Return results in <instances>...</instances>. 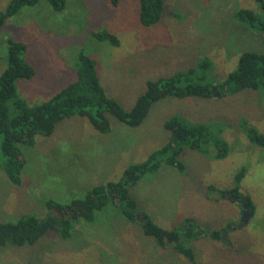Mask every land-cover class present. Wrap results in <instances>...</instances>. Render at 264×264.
Wrapping results in <instances>:
<instances>
[{
	"label": "rangeland",
	"instance_id": "obj_1",
	"mask_svg": "<svg viewBox=\"0 0 264 264\" xmlns=\"http://www.w3.org/2000/svg\"><path fill=\"white\" fill-rule=\"evenodd\" d=\"M9 1L0 0V13ZM239 9L260 12L255 0H164L161 21L142 27L139 0H120L116 7L108 0H66L61 12L41 0L22 8L0 31V75L7 65L8 40L25 44L23 59L35 76L17 80L16 94L29 106L39 105L76 79L82 51L96 62L106 95L129 111L147 81L209 61L207 78L216 84L235 70L242 53L264 55V38L234 18ZM100 31L115 35L119 45L92 36ZM174 117L207 125L227 143L228 154L216 159L212 144L205 152L186 148L179 157L182 173L162 164L144 175L130 189L139 206L137 219L147 216L168 231L192 219L202 231L223 233L221 241H192V263L161 248L143 234L139 222L125 221L109 204L93 222L79 220L68 240L50 232L32 246H1L0 264H264V148L246 136L248 128L264 135L261 91L221 99L216 93L208 100L165 98L151 106L137 128L109 117L107 134L79 117L61 121L51 136H36L33 146L20 147L21 185L12 184L0 167V222H15L28 213L42 216L48 200L67 206L94 186L120 181L126 168L143 163L169 141L164 125ZM237 186L253 208L241 227L245 200L220 194ZM69 213L76 218L74 210Z\"/></svg>",
	"mask_w": 264,
	"mask_h": 264
},
{
	"label": "trees",
	"instance_id": "obj_2",
	"mask_svg": "<svg viewBox=\"0 0 264 264\" xmlns=\"http://www.w3.org/2000/svg\"><path fill=\"white\" fill-rule=\"evenodd\" d=\"M40 1L10 0L0 13V31L5 22L16 16L22 8L34 7ZM45 1L56 12L63 11L66 5V0ZM108 1L116 7L120 0ZM255 2L259 4L260 12L239 9L234 18L264 38V0ZM164 13V0H139L138 21L142 27L158 24ZM92 36L112 46L119 45L116 36L107 31L93 32ZM25 52V44L9 39L7 65L0 75V167L16 186L21 185L24 167L20 147L33 146L36 136H51L56 125L63 120L79 117L85 119L94 131L107 134L111 130L109 117L130 128H137L147 117L151 106L165 98L208 100L213 99L216 93L221 99L244 90L264 92V55L248 51L239 56L235 70L216 84L207 78V70L211 67L209 61H203L196 68L185 72L147 81L144 93L136 99L129 111H125L106 95L97 75L96 62L81 51L75 65L76 79L46 102L29 106L17 96L15 87L17 80H28L35 76L34 68L23 59ZM213 87L215 92L212 91ZM164 127L170 135L169 141L150 154L143 163L126 168L120 181L94 186L82 199L73 200L67 206L48 200L44 203L46 213H42V216L28 213L21 215L15 222H0V247L7 244L16 247L32 246L50 232L56 233L62 240H68L79 220L91 223L96 212L112 204L119 209L125 221L139 222L143 234L154 239L161 248L174 251L194 263V253L189 246L192 241L202 238L221 241L224 234L202 231L188 218L183 227L172 231L159 227L147 216L138 220L139 206L130 189L144 175L157 172L162 164L172 166L182 173L184 165L179 157L186 148L205 152V147L212 144L216 149L215 158L219 160L227 156L229 148L225 141L217 138L202 123L190 124L182 118L174 117ZM246 136L250 143L264 148V135L254 128H248ZM242 175L243 171L237 174V184ZM220 194L232 195L236 201H247L253 211L249 198L239 193L238 186ZM70 209L77 213L75 219L70 215Z\"/></svg>",
	"mask_w": 264,
	"mask_h": 264
},
{
	"label": "water",
	"instance_id": "obj_3",
	"mask_svg": "<svg viewBox=\"0 0 264 264\" xmlns=\"http://www.w3.org/2000/svg\"><path fill=\"white\" fill-rule=\"evenodd\" d=\"M212 91L215 92V88H212ZM243 216H242V220L241 223L239 224L238 227H241L242 225H244L245 223H247V221L249 220L250 216H251V211H250V206L248 204L247 201H245L244 206H243Z\"/></svg>",
	"mask_w": 264,
	"mask_h": 264
}]
</instances>
